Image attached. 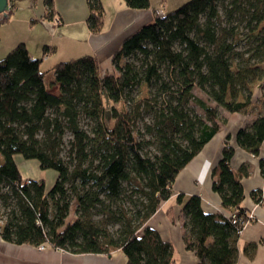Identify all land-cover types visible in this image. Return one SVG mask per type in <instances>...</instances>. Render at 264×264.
I'll return each instance as SVG.
<instances>
[{
  "label": "trees",
  "instance_id": "obj_1",
  "mask_svg": "<svg viewBox=\"0 0 264 264\" xmlns=\"http://www.w3.org/2000/svg\"><path fill=\"white\" fill-rule=\"evenodd\" d=\"M124 1L132 9L151 7V0ZM87 3L88 27L99 33L102 0ZM13 9L0 14V23ZM54 15L47 0V17ZM50 49L45 45L43 53ZM42 60L24 42L0 59V236L70 254L110 256L119 249L127 264H173V244L148 220L173 195L180 171L227 122L220 108L242 114L252 108L253 85L264 81V0H188L168 13L154 10L151 22L123 39L105 71L96 55L85 54L56 63L46 80ZM143 84L150 94L137 98ZM147 114L143 131L139 122ZM230 138L211 171L225 212L204 211L197 194L177 195L185 246L199 264L238 261L241 233L229 214L246 217L242 178L249 170L232 166ZM263 140V114L236 134L254 155ZM17 155L55 170L54 184L25 178ZM260 167L264 175V159ZM129 189L137 192L138 208L127 204ZM251 197L261 204L263 191Z\"/></svg>",
  "mask_w": 264,
  "mask_h": 264
},
{
  "label": "crops",
  "instance_id": "obj_2",
  "mask_svg": "<svg viewBox=\"0 0 264 264\" xmlns=\"http://www.w3.org/2000/svg\"><path fill=\"white\" fill-rule=\"evenodd\" d=\"M72 0H60L54 4V14L59 16L61 23L52 30L53 36L44 41L43 46H50L47 54L41 52V68L48 64V68L60 61L69 60L85 54L97 56L101 70L112 68V56L119 48L123 39L153 20L155 7L137 10L128 7L124 0H102L105 9L104 26L101 32L93 33L87 23L89 15L88 3L80 0V4ZM74 1V0H73ZM14 6L16 7L15 1ZM109 6V7H108ZM50 20V19H49ZM53 24L50 20V27ZM51 29V28H50ZM57 36V38H55ZM64 39L84 40L85 46L70 53H61ZM29 48V46H28ZM30 49V48H29ZM34 55L33 51L30 49ZM35 56V55H34ZM44 70V69H43ZM253 85V106L246 114L227 112V122L220 131L203 147L177 175L173 183V195L165 201L158 211L148 220V225L157 229L164 240L173 244V264H199L198 256L186 248L184 242V212L182 204L177 202V195L182 193L186 197L197 194L202 198V207L206 212H225L222 199L213 190L211 171L221 158L222 149L228 135L229 144L234 147L231 164L238 169L246 165L249 175L242 178L245 197L242 206L253 210L256 220L247 224L238 238V261L236 264H264V175L260 167V160L264 159V140L258 155H254L239 146L236 141L237 131L250 125L258 115H264V101L262 99V83ZM254 107V108H253ZM16 161L25 178L37 179L41 174L37 160H26L17 155ZM50 175L53 176L52 172ZM57 174H55V177ZM50 184L48 187H51ZM263 191V202L258 204L251 197L254 190ZM59 252V251H57ZM69 255H79L70 254ZM51 251H39L31 245H17L7 242L0 236V264H127V257L122 250H115L108 256L105 254H80L76 259L69 257V261L57 259Z\"/></svg>",
  "mask_w": 264,
  "mask_h": 264
},
{
  "label": "rangeland",
  "instance_id": "obj_3",
  "mask_svg": "<svg viewBox=\"0 0 264 264\" xmlns=\"http://www.w3.org/2000/svg\"><path fill=\"white\" fill-rule=\"evenodd\" d=\"M87 1V0H85ZM188 0H151V4L157 12L162 11L163 13H168L177 9L179 6L187 2ZM73 3L80 4V0H72ZM60 3V0H53V7L54 4ZM16 7L14 6L13 12L10 18L0 23V59L4 57L10 49H12L15 45L20 42L26 43L27 46L33 51L34 55H41L43 52L44 46L42 43L48 39L49 36H53L52 33V26L50 27V19L47 17V0H15ZM109 7V6H108ZM160 10V11H158ZM59 25V24H58ZM57 25V26H58ZM55 26V28H57ZM51 28V29H50ZM57 38V36L55 37ZM64 43L63 47L60 48L61 53H70V49L73 51L79 50L85 46L84 40H74V39H64L62 41ZM47 71L46 73V80H49L52 76V69L51 67L48 68V64L44 65L43 68ZM57 90H55L56 92ZM199 96L208 99L207 95L200 90L195 91ZM137 98H144L149 96L150 91L146 84H143L137 90ZM254 108V107H253ZM222 114H227L225 110L220 108ZM107 111H110L109 117L111 116V108H108ZM108 116V115H107ZM151 117L147 114L144 120L140 121L139 127L144 131L143 123L150 122ZM223 125V124H222ZM146 138H150V135H145ZM66 141L69 140V135L65 138ZM154 148L153 146H151ZM41 174H38L37 177H43L45 179L46 185L54 184L57 176L55 177L56 171L53 169H38ZM52 172L53 176L50 175ZM137 192L136 190L129 189L126 195L127 204L129 206L138 208L137 204ZM75 204L73 205L74 208ZM74 212L72 209V214L68 217L69 220L74 219ZM40 252L41 251H51L56 255L57 259L69 261L70 258L76 259L79 255H69L67 252L52 249L49 247H45L44 249H40L36 247ZM59 251V252H57ZM57 259L55 261H57ZM59 264V263H58Z\"/></svg>",
  "mask_w": 264,
  "mask_h": 264
},
{
  "label": "built area",
  "instance_id": "obj_4",
  "mask_svg": "<svg viewBox=\"0 0 264 264\" xmlns=\"http://www.w3.org/2000/svg\"><path fill=\"white\" fill-rule=\"evenodd\" d=\"M158 11H160V10H158ZM158 13H159V14H163L162 11H160V12H158ZM52 22H53V26H52V28L54 29L55 26H57L58 24L61 23V19H60L59 16L54 15V17L52 18ZM245 216H246L245 218H239V216H238V211H235L234 213H230V214H229V217L232 218L233 223H236V224L239 225V230H238L239 233H242L244 227H245L247 224H249V223L253 222L254 220H256V215H255V213H254L253 210H248V209H247V211H246V215H245ZM39 248H40V249H44L45 247H44V246H40Z\"/></svg>",
  "mask_w": 264,
  "mask_h": 264
},
{
  "label": "water",
  "instance_id": "obj_5",
  "mask_svg": "<svg viewBox=\"0 0 264 264\" xmlns=\"http://www.w3.org/2000/svg\"><path fill=\"white\" fill-rule=\"evenodd\" d=\"M11 9L10 0H0V14L3 15V17H7L9 15V11ZM106 102L109 103L108 95L106 94ZM110 111H107V115L109 117Z\"/></svg>",
  "mask_w": 264,
  "mask_h": 264
},
{
  "label": "flooded vegetation",
  "instance_id": "obj_6",
  "mask_svg": "<svg viewBox=\"0 0 264 264\" xmlns=\"http://www.w3.org/2000/svg\"><path fill=\"white\" fill-rule=\"evenodd\" d=\"M15 0H10L11 7L14 5Z\"/></svg>",
  "mask_w": 264,
  "mask_h": 264
}]
</instances>
